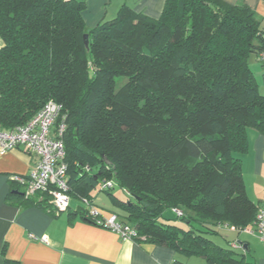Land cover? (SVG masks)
Here are the masks:
<instances>
[{
	"label": "trees",
	"instance_id": "trees-1",
	"mask_svg": "<svg viewBox=\"0 0 264 264\" xmlns=\"http://www.w3.org/2000/svg\"><path fill=\"white\" fill-rule=\"evenodd\" d=\"M86 9L79 0H0V128L24 125L54 101L71 197L95 205L94 191L114 196L120 186L137 240L206 264H249L242 245L231 246L241 243L224 247L213 236L224 237L219 223L251 225L258 211L239 154L248 127L264 132L250 64L264 59L262 18L244 2L166 0L159 17L123 6L89 28ZM107 181L114 185L103 189ZM38 194L11 191L8 200L55 213L51 195Z\"/></svg>",
	"mask_w": 264,
	"mask_h": 264
},
{
	"label": "crops",
	"instance_id": "crops-1",
	"mask_svg": "<svg viewBox=\"0 0 264 264\" xmlns=\"http://www.w3.org/2000/svg\"><path fill=\"white\" fill-rule=\"evenodd\" d=\"M85 1L83 13L89 28L103 20L113 19L123 6L151 17H159L166 0H79ZM230 4L244 2L262 18L264 28V0H224ZM4 41L0 36V48ZM250 64L264 93V59L256 55ZM249 149L239 154L248 197L258 209L264 204V132L255 127L247 128ZM37 156L24 147L0 151V264L5 257L19 264H206L199 255L184 256L167 246L137 240L124 239L119 233L88 220L81 209L80 198L71 197L67 211L50 212L46 207L20 206L8 200L9 193L24 192V187L14 183L13 176L27 177ZM107 192H93L95 205L105 217L113 213L124 218L125 211L118 205L122 197ZM127 194V193H126ZM128 198L130 195H128ZM40 200L39 194L30 196ZM223 236H216L218 244L228 247L229 241H238L249 264H264V243L254 233L222 229ZM36 237L37 239L33 238ZM46 237V241L41 240ZM226 244V245H225Z\"/></svg>",
	"mask_w": 264,
	"mask_h": 264
},
{
	"label": "built area",
	"instance_id": "built-area-1",
	"mask_svg": "<svg viewBox=\"0 0 264 264\" xmlns=\"http://www.w3.org/2000/svg\"><path fill=\"white\" fill-rule=\"evenodd\" d=\"M262 58H264V53ZM60 111V106L50 100L24 125L12 130L0 128L1 152L24 147L37 156L27 177L13 176L12 179L23 185L26 196H33L38 192H48L57 212L67 211L71 204V188L67 177L68 165L65 161V142L62 138L66 130V123L57 120ZM113 185L112 181H107L103 183L102 188H111ZM82 202L88 210L87 217L95 224L116 231L124 239L139 237L137 229L121 219L119 215L113 213L109 217H105L99 208L88 200L84 199ZM176 211L178 214H182L180 210ZM218 227L254 233L264 243V204L259 207L251 225L238 229L233 225L219 223ZM41 240L46 241L47 239L42 237ZM231 246L237 248L241 244L233 242Z\"/></svg>",
	"mask_w": 264,
	"mask_h": 264
},
{
	"label": "rangeland",
	"instance_id": "rangeland-1",
	"mask_svg": "<svg viewBox=\"0 0 264 264\" xmlns=\"http://www.w3.org/2000/svg\"><path fill=\"white\" fill-rule=\"evenodd\" d=\"M261 90V89H260ZM113 191L114 192H118V194L122 197V199H128V196H127V194L125 193V191H123V189H121V187L120 186H115L114 187V189H113ZM130 198V197H129ZM166 216H174V213H172V211L171 210H168L167 212H166ZM213 239L215 240V241H217L218 240V237H216L215 235L213 236ZM226 245V244H225Z\"/></svg>",
	"mask_w": 264,
	"mask_h": 264
},
{
	"label": "water",
	"instance_id": "water-1",
	"mask_svg": "<svg viewBox=\"0 0 264 264\" xmlns=\"http://www.w3.org/2000/svg\"><path fill=\"white\" fill-rule=\"evenodd\" d=\"M84 39H85V43H86V45H88L89 34H85ZM106 161H107L108 163H110L109 160L106 159Z\"/></svg>",
	"mask_w": 264,
	"mask_h": 264
}]
</instances>
